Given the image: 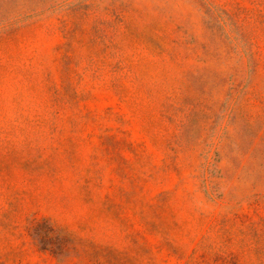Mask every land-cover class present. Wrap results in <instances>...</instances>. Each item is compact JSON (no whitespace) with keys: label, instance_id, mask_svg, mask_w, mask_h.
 <instances>
[{"label":"rangeland","instance_id":"1","mask_svg":"<svg viewBox=\"0 0 264 264\" xmlns=\"http://www.w3.org/2000/svg\"><path fill=\"white\" fill-rule=\"evenodd\" d=\"M0 264H264V0H0Z\"/></svg>","mask_w":264,"mask_h":264},{"label":"trees","instance_id":"2","mask_svg":"<svg viewBox=\"0 0 264 264\" xmlns=\"http://www.w3.org/2000/svg\"><path fill=\"white\" fill-rule=\"evenodd\" d=\"M248 54H249L251 63H256V60H257L256 53L253 51H250V52H248ZM52 231H54V230H52Z\"/></svg>","mask_w":264,"mask_h":264}]
</instances>
